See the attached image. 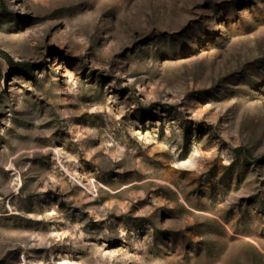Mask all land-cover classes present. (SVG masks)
Segmentation results:
<instances>
[{"label": "rangeland", "instance_id": "1", "mask_svg": "<svg viewBox=\"0 0 264 264\" xmlns=\"http://www.w3.org/2000/svg\"><path fill=\"white\" fill-rule=\"evenodd\" d=\"M0 264H264V0H0Z\"/></svg>", "mask_w": 264, "mask_h": 264}, {"label": "trees", "instance_id": "2", "mask_svg": "<svg viewBox=\"0 0 264 264\" xmlns=\"http://www.w3.org/2000/svg\"><path fill=\"white\" fill-rule=\"evenodd\" d=\"M1 53H3V54H6V52H4V51H0Z\"/></svg>", "mask_w": 264, "mask_h": 264}]
</instances>
